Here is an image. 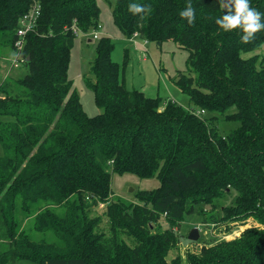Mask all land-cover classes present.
Returning a JSON list of instances; mask_svg holds the SVG:
<instances>
[{"label": "trees", "instance_id": "1", "mask_svg": "<svg viewBox=\"0 0 264 264\" xmlns=\"http://www.w3.org/2000/svg\"><path fill=\"white\" fill-rule=\"evenodd\" d=\"M32 1L0 0V47L14 51ZM36 1L40 14L24 36L20 64L26 72L0 82V264H264V55L242 57L260 47L264 30L248 43L239 30L223 32L215 24L224 14L218 0H190L193 25L179 16L189 0H107L127 38L137 31L156 46L173 41L187 50L185 69L170 80L202 112L234 107L224 117L239 126L221 136L210 122L215 116L127 88L119 75L127 57L121 65L112 60L106 35L86 79L102 112L89 116L67 78L69 28H97V1ZM130 3L150 5L151 15H132ZM250 3L264 13V0ZM125 172L156 176L159 185L127 201L111 189L113 173ZM229 190L236 195L222 217L252 216L258 225L167 260L178 240L172 227ZM98 204L107 233L90 214ZM161 219L170 228L155 230Z\"/></svg>", "mask_w": 264, "mask_h": 264}, {"label": "rangeland", "instance_id": "2", "mask_svg": "<svg viewBox=\"0 0 264 264\" xmlns=\"http://www.w3.org/2000/svg\"><path fill=\"white\" fill-rule=\"evenodd\" d=\"M99 7L98 24L100 27L96 29L99 37L101 35L109 36L114 44L111 52L112 60L120 65L123 60V51L129 50L131 45L128 38L122 34L120 29L113 23L111 15V7L107 0H96ZM111 3L113 0H110ZM92 29L79 32L74 38V46L70 52V60L67 69V78L71 81L72 87L79 94V100L84 111L93 116L102 112V107L97 105L93 99L92 90L87 86L86 79L92 78L91 65L95 57V46L98 38H93ZM148 47L147 59L142 60L136 58L137 62L130 59L125 66H120L119 75L123 77L127 88H137L142 90L148 96H159L164 103L171 99L181 104L185 108H189L205 116H215L211 119V123L216 126L217 134L225 136L231 130L239 126L236 120L226 119L224 114L234 110L230 107L225 112L220 111H200L190 100L186 93L174 84L170 77L177 70H184L188 52L186 49L178 47L173 41H164L160 46H156L153 42L146 44ZM14 52L8 47H0V82L3 79H14L22 76L26 72L23 65L18 67L11 66V59ZM249 54V53H248ZM264 55L261 54V56ZM136 56V53L133 54ZM138 57V56H137ZM242 57H248L242 53ZM18 91L20 88H14ZM13 91V90H12ZM15 92V91H13ZM2 96V94H0ZM0 147V154H1ZM159 181L156 176L148 178H140L132 173H113L111 177V189L115 195L124 198L127 201H136L135 193L138 190H151L158 187ZM223 192L221 197L215 200L213 206L209 204H198L194 207V211L185 214L174 227L173 231L177 234L178 240L175 247L171 248L166 259L170 260L176 255L182 258L187 253H198L203 245H211L220 241H229L237 238L244 229L250 226L258 225L252 216L245 219H224L222 206L231 205L234 202L236 192ZM91 215L99 216V229L107 233V218L104 215V205L98 204L91 210ZM27 225V223L25 224ZM154 229L163 231L170 228L168 223L162 219L154 224ZM197 227L199 237L192 241L187 238L191 228ZM44 237L47 241L55 239L52 234L46 233ZM11 264H37L28 260H16Z\"/></svg>", "mask_w": 264, "mask_h": 264}, {"label": "clouds", "instance_id": "3", "mask_svg": "<svg viewBox=\"0 0 264 264\" xmlns=\"http://www.w3.org/2000/svg\"><path fill=\"white\" fill-rule=\"evenodd\" d=\"M115 2L116 0H113L114 4ZM218 2L224 9V14L215 20V24L223 32L239 30L242 33L241 42L248 43L255 39L257 33L264 30V13L253 7L250 0H218ZM128 11L134 16H139L140 19H144L151 15L152 7L130 3ZM179 16L189 25L196 22V10L190 0L179 12Z\"/></svg>", "mask_w": 264, "mask_h": 264}, {"label": "built area", "instance_id": "4", "mask_svg": "<svg viewBox=\"0 0 264 264\" xmlns=\"http://www.w3.org/2000/svg\"><path fill=\"white\" fill-rule=\"evenodd\" d=\"M40 14V5L39 2L36 0H33L30 6V10L26 12L19 20V26L16 29V40L14 42V55L11 59V66L18 67L24 60L23 58V46H24V36L30 32L34 31L37 19ZM100 25L98 24L97 28H93V38H99V34H97L96 29H98ZM72 33L76 36L77 33L83 32L76 24H72L69 28ZM139 37V33L137 31L133 32L130 39L133 40V42H136V39ZM147 40L145 38H141V44L145 47L147 44ZM145 53H147L146 49L143 50Z\"/></svg>", "mask_w": 264, "mask_h": 264}, {"label": "crops", "instance_id": "5", "mask_svg": "<svg viewBox=\"0 0 264 264\" xmlns=\"http://www.w3.org/2000/svg\"><path fill=\"white\" fill-rule=\"evenodd\" d=\"M128 43L131 45V48L129 50L124 49L123 51V57L126 55L127 60H126V64L128 63V60L132 59L134 60V62L136 61V58H141L142 60L147 59V53H145L143 50L146 49V51H148V47L145 45L142 46L141 44V38L138 37L136 39V42H133L132 39L128 38ZM148 43V42H147ZM136 53V56H133V54ZM245 54H247L248 57L252 56V55H260L264 53V42L261 43L260 47L250 51V52H244ZM243 53V54H244ZM249 53V54H248ZM138 56V57H137ZM247 58V57H246ZM114 61V60H113ZM123 61V60H122ZM118 63V62H117ZM119 64V63H118ZM126 64H124L123 66H125ZM120 65V64H119ZM123 83L125 85L124 79L122 77ZM72 84V83H71ZM126 86V85H125ZM137 89V88H136Z\"/></svg>", "mask_w": 264, "mask_h": 264}, {"label": "water", "instance_id": "6", "mask_svg": "<svg viewBox=\"0 0 264 264\" xmlns=\"http://www.w3.org/2000/svg\"><path fill=\"white\" fill-rule=\"evenodd\" d=\"M198 237H199V232L197 227L191 228L190 231L188 232L187 238L189 240L195 241L198 239Z\"/></svg>", "mask_w": 264, "mask_h": 264}]
</instances>
